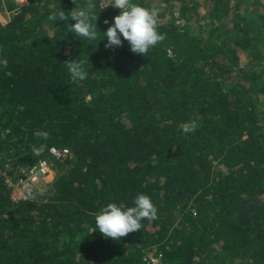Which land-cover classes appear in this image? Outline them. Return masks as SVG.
I'll return each mask as SVG.
<instances>
[{"label": "trees", "instance_id": "obj_1", "mask_svg": "<svg viewBox=\"0 0 264 264\" xmlns=\"http://www.w3.org/2000/svg\"><path fill=\"white\" fill-rule=\"evenodd\" d=\"M160 1L183 23H158L140 55L105 47L119 10L101 0H0V264H264V0ZM88 3L96 40L50 18ZM41 159L55 176L13 201L7 179ZM138 193L155 220L119 240L94 228L101 206Z\"/></svg>", "mask_w": 264, "mask_h": 264}, {"label": "clouds", "instance_id": "obj_2", "mask_svg": "<svg viewBox=\"0 0 264 264\" xmlns=\"http://www.w3.org/2000/svg\"><path fill=\"white\" fill-rule=\"evenodd\" d=\"M108 4L119 9L118 14L112 18L105 31L101 32L103 38H106L105 47H118L122 43V38L127 41L130 50L133 53L145 55L158 42L163 40V34L158 32L157 12L154 9L144 7L134 0H110ZM107 4V5H108ZM106 5V6H107ZM93 5L88 3L84 7L70 9L67 12L60 9L52 14V17L58 21L74 20L70 23L71 30L77 36L83 37L89 41L96 40V17L95 26L90 22ZM100 39V40H102ZM99 40V41H100ZM7 59L0 57V67L7 66ZM68 72L75 80L81 81L86 77V70L76 60H69L67 64ZM195 123H185L182 133H190L195 130ZM36 136L46 137L47 133L35 131ZM157 218V208L150 197L138 193L133 198L131 205L123 202H108L101 206L94 216V228L105 238L119 240L130 232L140 230L142 220H155Z\"/></svg>", "mask_w": 264, "mask_h": 264}, {"label": "built area", "instance_id": "obj_3", "mask_svg": "<svg viewBox=\"0 0 264 264\" xmlns=\"http://www.w3.org/2000/svg\"><path fill=\"white\" fill-rule=\"evenodd\" d=\"M20 5L27 4L28 0H14ZM49 152L55 158H62L67 152V149L59 151L52 147ZM50 171V165L46 159L39 160L36 164L28 166L24 171L17 175L15 181H10L9 186L11 187V199L15 202L25 200L32 197L39 191V185L46 175ZM145 261L152 263H158L160 261V254L156 255L154 252H150L144 258Z\"/></svg>", "mask_w": 264, "mask_h": 264}, {"label": "rangeland", "instance_id": "obj_4", "mask_svg": "<svg viewBox=\"0 0 264 264\" xmlns=\"http://www.w3.org/2000/svg\"><path fill=\"white\" fill-rule=\"evenodd\" d=\"M200 2L203 0H199ZM102 4L106 6L110 0H101ZM248 6V4H246ZM108 7H111L113 9H117L116 7H113L111 4L107 5ZM149 9H154L157 12V21L160 24H165L170 20H175L177 24H182L183 20L179 16V4L176 2H172L170 4H166L164 2H161L160 0H151V7ZM10 15V10L7 9L0 15V19L2 22H5L8 19V16ZM240 58L242 64H247L249 61V55L246 51H239ZM252 68V67H250ZM50 165V171L46 175V177L43 179V181L38 184L39 185V191L45 189L49 182L53 179V177L56 174L55 165L53 163V160H47ZM8 182L12 181L10 178L7 179Z\"/></svg>", "mask_w": 264, "mask_h": 264}]
</instances>
